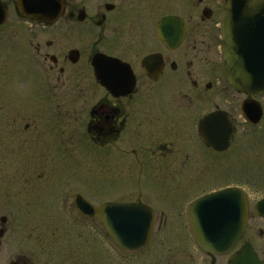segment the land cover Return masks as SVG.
Returning a JSON list of instances; mask_svg holds the SVG:
<instances>
[{
  "label": "flooded vegetation",
  "instance_id": "af4514ba",
  "mask_svg": "<svg viewBox=\"0 0 264 264\" xmlns=\"http://www.w3.org/2000/svg\"><path fill=\"white\" fill-rule=\"evenodd\" d=\"M227 1L0 0V12L6 15L0 31L12 21L27 25L21 31L26 39L24 54H17L15 78H30L36 91L40 72L50 101L48 132L56 146L93 147L101 155L109 149L116 174L181 187L201 180L206 173L196 174L197 164L211 161L215 153L241 155L250 143L262 148L264 96L239 92L227 79L221 32ZM35 105L19 126L25 122L20 133L33 128V145L39 127ZM0 111L3 118L5 110ZM213 114H218L215 120L204 124ZM215 136L227 143L225 150L210 144ZM240 160L241 182L226 187L243 192L247 220L231 251L217 255L199 247L189 225L190 201L175 211L180 214V240L167 245L152 236L146 246L130 250L106 236L92 240L91 260L102 264L103 250L111 262H130L148 259L158 249L159 264H234L237 259L264 264V152ZM74 197V208L88 219ZM130 202L151 207L157 221V207L150 202ZM2 209L0 264H68L49 252L52 248L43 240L30 247L22 240H2L9 224ZM82 241L88 240H66L75 248L70 256L81 250Z\"/></svg>",
  "mask_w": 264,
  "mask_h": 264
},
{
  "label": "rangeland",
  "instance_id": "374dc122",
  "mask_svg": "<svg viewBox=\"0 0 264 264\" xmlns=\"http://www.w3.org/2000/svg\"><path fill=\"white\" fill-rule=\"evenodd\" d=\"M26 26L12 21L0 31V110H5L3 118L0 114V196L3 197L0 206L3 207L1 214L9 217L8 233L2 240H22L29 247L34 240H43V244L48 242L51 246L49 252L68 264H72L70 259L73 258L81 260L80 263L94 264L91 260L92 240H106V235L98 221L83 219L74 208L72 198L79 193L96 206L138 199L150 202L157 207L152 240H166L168 245L180 240L177 207L186 206L203 193L238 185L241 182L240 158L257 156L260 150L264 152L262 138L261 149L250 143L246 144L241 155L239 151L230 157L215 153L211 161L203 159L197 164L196 174L206 173L200 177L201 180L188 181L177 187L138 181L124 172L116 174L109 149H104L101 155L93 147L56 146L54 134L51 136L48 132L52 122L49 121L50 101L46 100L48 95L40 72L36 91L30 78H15V73L19 72L17 54H24L26 39L21 31ZM12 31L14 35H11ZM34 104L37 105L39 127L38 138L33 141L38 142L37 145L30 142L33 128L19 132L25 123L19 127L20 120L24 114H29ZM66 240L88 241H82L81 250L70 256V249L75 248ZM159 252L155 249L154 256L130 262L115 258L111 262L103 250L100 255L103 256L102 264H159Z\"/></svg>",
  "mask_w": 264,
  "mask_h": 264
},
{
  "label": "water",
  "instance_id": "95a60500",
  "mask_svg": "<svg viewBox=\"0 0 264 264\" xmlns=\"http://www.w3.org/2000/svg\"><path fill=\"white\" fill-rule=\"evenodd\" d=\"M6 15L0 12V25ZM47 23V21H43ZM222 51L227 79L239 92L264 96V0H228L221 18ZM208 117L204 124L215 120ZM218 131H214L217 135ZM210 140L217 151L227 143L219 137ZM74 204L87 218L99 219L107 236L125 249L136 250L148 244L155 227V212L139 202H106L96 206L82 195ZM189 220L194 237L201 249L213 254L231 251L237 243L236 232L243 231L247 220L246 200L237 187H227L205 194L189 207ZM246 253L251 256V251ZM249 264H258L247 259ZM234 264H241L235 260Z\"/></svg>",
  "mask_w": 264,
  "mask_h": 264
}]
</instances>
